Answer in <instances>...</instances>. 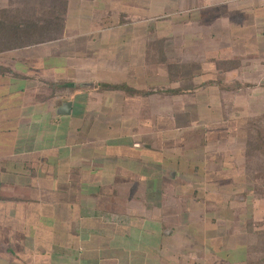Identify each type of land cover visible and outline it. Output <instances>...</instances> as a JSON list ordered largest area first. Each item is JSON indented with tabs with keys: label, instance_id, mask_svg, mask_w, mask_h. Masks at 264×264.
<instances>
[{
	"label": "crops",
	"instance_id": "crops-1",
	"mask_svg": "<svg viewBox=\"0 0 264 264\" xmlns=\"http://www.w3.org/2000/svg\"><path fill=\"white\" fill-rule=\"evenodd\" d=\"M262 108L264 0H0V264H249Z\"/></svg>",
	"mask_w": 264,
	"mask_h": 264
},
{
	"label": "rangeland",
	"instance_id": "rangeland-1",
	"mask_svg": "<svg viewBox=\"0 0 264 264\" xmlns=\"http://www.w3.org/2000/svg\"><path fill=\"white\" fill-rule=\"evenodd\" d=\"M235 97L238 98V100H242L244 99L241 98L239 95H235ZM264 108H262L260 111H263ZM253 113V114H252ZM250 113L249 115V112H247L246 114V117H243L246 119V121H248V126L246 128V153L249 155H247L249 158H250V167H254L256 168V171H255V174L253 175H248L247 176V179L250 180V182L253 180V186L251 185V188L253 187L254 190L251 191V194L249 196L250 200H253L255 197H259L261 198V204H263V200H264V153L263 151H260L259 152H253L252 151V144L249 143L250 139H249V126L250 125H253V123H256L255 121H257L258 117L261 116L262 114L264 113H260L259 115H255L257 113L256 112H252ZM255 115V116H253ZM244 141H243V138L242 136L240 137V139H238V143L242 144ZM234 143L237 144V141H235ZM251 152V153H250ZM255 154V156L252 155ZM254 178V179H253ZM244 211H246V213L250 214L252 213V208L251 206H247V207H244L242 208ZM256 209H258L255 213L256 214H264V208H263V205H261V208L260 207H256ZM242 211V212H244ZM260 212V213H259ZM263 219H264V215H263ZM8 244V243H7ZM6 247V244H2L0 243V250H3L4 248ZM252 252H253V255L252 258L250 259V263L249 264H264V233L262 234V237L261 239L259 240V243L255 244L252 248Z\"/></svg>",
	"mask_w": 264,
	"mask_h": 264
},
{
	"label": "trees",
	"instance_id": "trees-1",
	"mask_svg": "<svg viewBox=\"0 0 264 264\" xmlns=\"http://www.w3.org/2000/svg\"><path fill=\"white\" fill-rule=\"evenodd\" d=\"M256 123L249 126V143L252 144V151L264 153V114L258 117Z\"/></svg>",
	"mask_w": 264,
	"mask_h": 264
},
{
	"label": "water",
	"instance_id": "water-1",
	"mask_svg": "<svg viewBox=\"0 0 264 264\" xmlns=\"http://www.w3.org/2000/svg\"><path fill=\"white\" fill-rule=\"evenodd\" d=\"M63 107H64V109H68L70 107L69 102L64 103Z\"/></svg>",
	"mask_w": 264,
	"mask_h": 264
}]
</instances>
